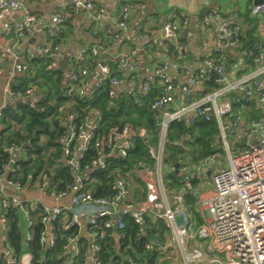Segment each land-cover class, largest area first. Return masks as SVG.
<instances>
[{
	"label": "trees",
	"instance_id": "trees-1",
	"mask_svg": "<svg viewBox=\"0 0 264 264\" xmlns=\"http://www.w3.org/2000/svg\"><path fill=\"white\" fill-rule=\"evenodd\" d=\"M244 22L237 47L213 51L211 60L215 64L225 60L227 72L239 58L256 67L254 57L264 46V39L257 30V19L248 14ZM68 25L67 21L58 29L49 28L48 40L53 46H61L66 42L70 29L65 26ZM91 31L93 40L85 49L84 59L80 62L73 59L70 68L58 64L48 69L53 58L36 55L25 60L24 63L28 66L26 71L13 75L11 89L17 94V98L10 101L0 115V177L20 182L30 190L40 189L47 180L49 186L45 190L48 194L62 192L68 185L75 184V171L65 161L61 139L68 135L70 125L75 124L78 130L84 129L87 117L94 120L98 127L83 157L79 159L81 172L98 157L96 141L103 142L111 132L128 126L136 133L144 129L148 134L147 142L139 136L134 138L133 146L126 157L119 155L116 150L111 151L107 145L103 146L106 166L102 169H91L87 173L90 179L86 181L85 189L90 190L94 197L112 198L117 179H135V171L139 166L151 169L155 167L156 159L150 147L157 151L162 142L163 112L153 105L162 86L155 79V84L150 82L151 90L144 93L135 81L132 93L122 91L111 97L109 91L112 78L121 79L124 76V57H115L114 49L120 50V47L118 41L114 40L115 32L111 31V27L98 30L93 26ZM150 33L151 31L142 32V35H151ZM14 37L19 39L16 34ZM179 43L185 50L186 35L181 33ZM93 47H98L101 52L94 54ZM165 47L168 49L166 56L170 61L179 63L185 57L184 52L179 53L173 41L166 40ZM157 48L156 43L148 46L150 53H154ZM206 59L205 56L202 58L203 65ZM102 62L110 67V76L102 78L100 74L97 82L92 87L87 85L84 94H81L80 88L84 83H90L91 76ZM74 67L76 70H88L89 76L83 78L78 70V80L71 82L68 78ZM202 70H208L199 81L205 87L203 94H207L219 85L216 83V73L205 65L195 75L202 74ZM173 83L177 84L174 81ZM230 96L237 97L234 94ZM234 110L236 114H245L248 118L262 115L254 104L244 102L234 103ZM219 137L220 129L215 118L206 120L201 116H184L170 122L167 128L163 166L165 170H171L165 172V188L170 194L184 193L186 211L190 215L189 222L195 230L204 223L202 214L196 207L197 190L206 176L205 170H202L204 163L216 161L217 164L223 161L221 154L225 150ZM13 144L21 149L17 157L5 151L6 147ZM24 144L28 146L23 148ZM1 214L6 219V242L13 252L14 264H22L21 259L26 253L31 255V264H87L89 252L86 245L79 246L80 251L76 255H72L66 248L69 240L79 234V227L73 226L65 230L63 226L67 218L63 213L52 223L55 228V242L52 246H46L42 241L46 236V225L42 222L44 214L41 206L33 208L30 202L25 201L22 206L2 209ZM24 214L31 221V225L27 227L31 239L24 233ZM153 214L154 212L144 215L147 229L130 215L123 217L125 226L121 230L107 228L106 218H99L97 225H90L89 228L100 246L97 259L92 264H158L165 256L162 247L172 239L173 229L166 217L155 218ZM114 233L120 237L119 244L115 241ZM168 261L170 260L166 263ZM0 264L9 262L2 256Z\"/></svg>",
	"mask_w": 264,
	"mask_h": 264
},
{
	"label": "built area",
	"instance_id": "built-area-1",
	"mask_svg": "<svg viewBox=\"0 0 264 264\" xmlns=\"http://www.w3.org/2000/svg\"><path fill=\"white\" fill-rule=\"evenodd\" d=\"M76 4L82 5L81 3ZM84 6L94 24L103 18L105 13L103 8L95 7L91 3ZM131 8L130 5L124 6L120 19L111 27V31L115 32V41L119 40L121 32L128 26ZM14 11L27 12L25 1L0 0V19ZM251 13L254 16H260L264 13V4L254 5ZM176 18V15L171 16L169 22L164 26V31L168 40L173 41L179 53H182L184 47L179 43L181 29ZM68 19L67 11L56 13L52 16L50 28L53 26L54 29H58ZM36 22V16L27 12L22 20L9 27V31L14 32L18 38H22L32 27H35ZM240 31L241 25L239 23L230 19L224 21L222 25L223 34L216 47L206 54L207 59L204 63L209 70L216 73V83L219 87L200 97L196 95L197 87L201 84L199 81L208 70H202V74L194 75L188 83L175 84L169 70L177 71L180 64L170 61L166 56L168 49L167 47L164 48L166 60L155 70V79L162 86V89L153 105L154 108L163 112L162 142L157 151L150 147V151L156 159V170L147 171L143 179L146 195L136 190L131 199L133 191L128 180L124 178L116 180L115 194L112 198H96L90 190L85 189L86 181L90 179L87 174L88 171L102 169L106 166L104 145L110 147L111 151L116 150L119 155L126 157L136 136L146 142L148 141V134L144 129L136 133L132 128L125 126L120 131H113L103 142L96 141L95 147L98 157L91 166H86L85 170L81 172L79 159L83 157L84 151L90 145L93 134L98 127L94 120L87 117L84 129L78 130L75 124L70 125L68 135L61 139L66 157L65 161L75 171V184L68 185L67 189L62 192L48 194L45 189L48 188L49 183L45 180L42 187L35 190L38 191L37 194L23 200L13 195L10 196L7 189L12 188L17 193H23L30 189H27L20 182L0 177V222L3 227L4 238L7 240L6 219L1 214L2 209L10 206H22L25 201L30 202L33 208L38 205L42 208L44 214L42 222L46 225V236L42 241L46 246H52L55 242V228L52 223L61 213L67 218L63 226L65 230L73 226L80 228L82 220H87L91 226L97 225L99 218H106L105 226L107 228L121 230L125 226L123 220L125 215L132 216L138 224L143 226L145 214L155 212V209L162 210L164 204L169 206L161 171L164 140L168 125L184 116H201L206 120L212 118L217 120L220 129L219 138L227 152L228 163L219 166L213 172V191L211 195L202 199L200 205V212L207 217L197 230L189 222L182 196H177V205L179 206L177 207L180 208L177 212H180L183 217V226L176 223L175 213L170 207L155 214V218L166 217L169 219L177 240L178 253L171 264H200L202 262L208 264H264V46L260 49L259 54L254 57L256 67L246 63L247 71L236 79L229 76L225 60L217 64L211 60L214 50L237 47ZM143 40L145 50H148L151 43H157V39L152 35H144ZM60 49L59 45L53 46L51 43L39 47L38 55L53 58L48 69L54 68L60 63L62 59ZM4 51L12 65L11 77L28 69L27 64L22 62L21 57L13 48L8 47ZM84 52L85 50L76 57L78 62L84 59ZM92 52L99 54L101 50L98 47H93ZM135 54L136 51H133L132 54L124 56V63L133 73H136L138 68ZM250 55H253V52H250ZM101 65L100 74L102 78L109 77L111 74L110 67L105 63ZM78 70L74 67L69 73L68 80L77 81ZM79 71L83 78L89 76L88 70ZM121 83V79L112 78L111 90L109 91L111 97H114L116 88ZM87 85H89L88 82L80 88L81 94H84ZM151 88L150 83H145L142 90L144 93H148ZM134 89L135 81L133 80L129 83L128 92L132 93ZM6 93V100L0 106V115L2 109L10 101L17 98V94L12 91L11 86L7 87ZM230 94L237 97H231ZM176 97L181 98L182 105L176 110H172L171 105L175 102ZM240 102L254 104L260 109L262 115L258 118H248L245 114H236L234 103ZM229 137L239 142L240 145L238 147L232 146ZM119 139H123L122 144H118ZM20 150L16 144L5 148V151L14 157L19 155ZM66 198L70 199L68 204L63 202ZM115 215H117L116 219L114 218ZM92 234L95 236L94 233ZM28 238L31 239L32 236L28 235ZM73 240L74 238L69 240V245L66 248H69ZM99 249L100 246L95 238L90 255L91 261L94 262L97 259L96 255ZM79 251L77 248L76 253ZM9 264H14V261H9Z\"/></svg>",
	"mask_w": 264,
	"mask_h": 264
},
{
	"label": "crops",
	"instance_id": "crops-1",
	"mask_svg": "<svg viewBox=\"0 0 264 264\" xmlns=\"http://www.w3.org/2000/svg\"><path fill=\"white\" fill-rule=\"evenodd\" d=\"M26 5V10L28 13H32L36 16L37 22L35 27H32L25 36L19 39H15L14 32L9 31V27L15 25L20 20H22L27 12L26 11H14L0 19V64L7 62V68L3 69L0 66V106L6 100V91L7 87L11 86V80H14V77L9 75L11 71V62L5 53V48H13L21 57L22 62H25L26 59L32 58L38 55L39 47H42L44 44L50 43L48 40V31L52 25V16L56 13L67 11L69 14L68 26L65 28L69 30L68 39L64 44L60 46V51L62 54V59L59 63L61 65L62 60L68 59L69 63L66 68H70L73 62L78 55L85 50L90 42H92V27L94 29L103 30L107 27H112L120 19L122 9L124 6L130 5V18L128 21V26L125 28L120 35L118 40V48L115 50V57L130 55L133 51H136L135 58L138 62V68L136 73L132 72L125 63H122V83L116 88V93L122 91H127L129 89V83L137 81L139 87H143L145 83H154L155 84V70L156 68L165 61L166 57L164 54L165 41L168 38L163 34L164 26L171 19L172 15H176L177 23L180 26L181 33L186 35V48L184 50L185 57L179 62V69L176 71L174 69L169 70L174 82L179 85L188 83L189 79L193 77L197 70L203 69L204 65L202 64V58L206 54L216 47L217 42L221 38L222 25L226 19H230L234 22L242 25L245 24V19L247 15L257 19V30L259 36L264 39V13L260 16H254L251 13L252 7L255 5V0H24ZM76 3H81V6H78ZM91 3L95 7L103 8L105 13L101 20L95 24L89 18L88 12L84 5ZM156 26V28H154ZM52 28H54L52 26ZM152 28V29H151ZM144 30V31H143ZM151 31V35L157 39L158 48L154 53H150L149 49L145 50L143 48L144 40L142 32ZM152 48V47H151ZM104 64V62H102ZM101 63V64H102ZM100 64V65H101ZM246 62L242 58H239L230 66L229 76L232 79H236L245 74ZM62 66V65H61ZM18 74V73H17ZM16 74V75H17ZM100 75V72H97L91 76V81L89 87H92ZM134 76V78H133ZM127 81V84L124 82ZM197 87L196 95L199 97L204 95L205 87L203 84H199ZM182 105V100L180 97L175 98V102L171 105L172 110H176ZM258 109V108H257ZM220 140V139H219ZM216 162V161H214ZM206 164H204L205 166ZM226 165L224 161L217 163V166ZM156 166V164H155ZM156 167L153 169H148V167L139 166L135 172L136 178L128 180L133 194L139 190L143 195H146L144 177L149 170H156ZM175 169V168H173ZM213 169V170H212ZM171 169H164L162 164L161 171L162 177L164 179L165 172L170 171ZM214 167L207 168L204 172L206 174L205 180L201 181L199 189L197 190V204L196 207L200 208L201 201L203 198L211 195L213 191V171ZM208 171H211L209 173ZM165 185V184H164ZM10 196L18 197V199H26L37 194L38 191L28 190L23 193H17L12 188L7 189ZM166 197L169 203V206L164 204L162 210H167L168 207L172 209L175 213V220L177 223V212L180 208L177 205V196H182L185 203V196L183 192L171 194V198L167 196V190L165 188ZM210 193V194H209ZM65 204L70 202L69 198L63 200ZM50 205L51 202L48 201ZM178 206V207H177ZM186 210V203H185ZM201 210V208H200ZM159 211H155V214ZM188 219L190 221V215L186 211ZM202 214V213H201ZM23 217V227L24 233L28 238L30 234L29 225L31 221L24 214ZM203 219L205 220L207 215L202 214ZM169 221V219H168ZM27 224V226H26ZM169 224L171 225L170 221ZM87 220H82L79 228V234L74 238L69 246V250L72 255H76L77 248L79 246L86 245L89 255L87 257V264H92L90 255L93 250V243L95 241V236L89 228ZM173 229V228H172ZM115 241L119 244V235L113 234ZM29 239V238H28ZM165 251V256L159 261L158 264H171L172 261L177 257V240L175 239L174 232L172 239L162 247ZM25 255V256H24ZM21 263L22 264H31V255L26 253L24 254ZM29 255V256H28ZM7 259L9 261H14L13 252L10 249L9 245L6 242V239L3 236V227L0 222V257ZM167 260H170L166 263Z\"/></svg>",
	"mask_w": 264,
	"mask_h": 264
},
{
	"label": "rangeland",
	"instance_id": "rangeland-1",
	"mask_svg": "<svg viewBox=\"0 0 264 264\" xmlns=\"http://www.w3.org/2000/svg\"><path fill=\"white\" fill-rule=\"evenodd\" d=\"M229 141H230V143H231L232 146H237L238 147L240 145L239 142H236L231 137H229ZM221 157L223 158L224 163L227 164L228 163V155H227V152L226 151L223 154H221ZM204 164H206V165L202 168L203 171L206 170L207 168L210 169V167H214L215 170H217L219 168V166L216 167V163L214 161H212V162L208 161V162H205ZM167 196L169 198H171V194L169 192L167 193ZM199 210H200V208H199ZM177 223H178V225L183 226L184 221H183V217H182L181 213L180 214L177 213ZM200 264H208V263L202 262Z\"/></svg>",
	"mask_w": 264,
	"mask_h": 264
},
{
	"label": "water",
	"instance_id": "water-1",
	"mask_svg": "<svg viewBox=\"0 0 264 264\" xmlns=\"http://www.w3.org/2000/svg\"><path fill=\"white\" fill-rule=\"evenodd\" d=\"M259 4H264V0H255V5H259ZM163 34L165 35V31L164 30H163ZM68 63H69V60L68 59H64V60H62L61 65H62V67L66 68L68 66ZM0 66L3 69H6L7 68V62H5L4 64H0ZM101 68H102V65H99L98 68H97V72H100ZM13 82H14V80H11L10 83L12 84ZM124 84H127V81H125ZM122 143H123V139H119L118 140V144H122ZM26 146H28V144H24L22 147L26 148ZM155 211L161 212L162 210L155 209ZM114 218L116 219L117 215H115ZM143 228L147 229L146 223H143Z\"/></svg>",
	"mask_w": 264,
	"mask_h": 264
}]
</instances>
